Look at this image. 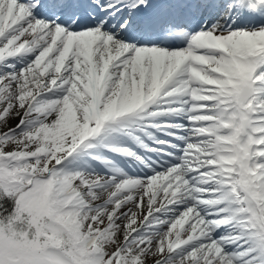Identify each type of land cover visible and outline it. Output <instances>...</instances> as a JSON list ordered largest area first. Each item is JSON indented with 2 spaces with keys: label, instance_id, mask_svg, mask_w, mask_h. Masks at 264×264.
Wrapping results in <instances>:
<instances>
[{
  "label": "snow or ice",
  "instance_id": "6c2138e0",
  "mask_svg": "<svg viewBox=\"0 0 264 264\" xmlns=\"http://www.w3.org/2000/svg\"><path fill=\"white\" fill-rule=\"evenodd\" d=\"M0 264H264V0H0Z\"/></svg>",
  "mask_w": 264,
  "mask_h": 264
}]
</instances>
